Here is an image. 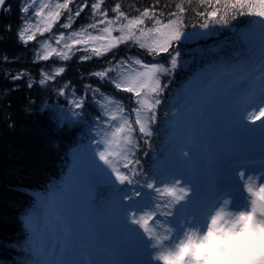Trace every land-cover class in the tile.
Masks as SVG:
<instances>
[{
	"label": "snow or ice",
	"instance_id": "6c2138e0",
	"mask_svg": "<svg viewBox=\"0 0 264 264\" xmlns=\"http://www.w3.org/2000/svg\"><path fill=\"white\" fill-rule=\"evenodd\" d=\"M18 7L28 14L17 26L18 42H36L34 48L39 44L37 61L56 57L67 62L77 52L83 53L81 61L109 53L116 57L122 45L136 47L152 60L128 56L113 64L110 58L107 67L91 73L128 94L130 103L105 96L99 119L89 125L92 134L74 149L66 178L30 193L32 203L20 217L25 238L14 245L19 255L13 264H201L194 244L206 243L229 215L230 201L217 207L218 180L230 176L234 164L254 163L250 157L258 150L264 166V0H153L133 13L105 0H27ZM85 9L88 22L73 28ZM11 11L10 0H0V15ZM57 24L70 31L54 33ZM224 29L236 33L240 51L210 60L167 96L179 66V45ZM46 33L51 35L37 41ZM64 72L65 67H58L54 74L42 73L39 85ZM33 86L30 78L27 87ZM91 91L93 99L100 93L99 88ZM69 103L68 111L53 109L54 119L69 127L85 123V101ZM165 105H171L164 113L170 163L146 169L142 157L149 154ZM235 171L250 197V210L232 222V229L241 222L264 229V180L257 183L239 167ZM84 183L106 190L99 206L80 195ZM160 216L169 227L156 224ZM201 220L207 221L203 239L195 234Z\"/></svg>",
	"mask_w": 264,
	"mask_h": 264
},
{
	"label": "trees",
	"instance_id": "16d2710c",
	"mask_svg": "<svg viewBox=\"0 0 264 264\" xmlns=\"http://www.w3.org/2000/svg\"><path fill=\"white\" fill-rule=\"evenodd\" d=\"M26 2L10 0L11 13L0 15V264H13L14 257L19 255L14 245L25 238L20 217L32 203L30 193L43 192L66 178L72 166L74 149L82 139L87 142L86 137L92 134L89 125L99 119L103 111L101 105L107 103L104 97L117 99L121 104L130 103L128 94L119 92L113 85L100 81L91 73L107 67L105 61L110 58L113 64L128 56L152 60L150 56H141L142 50L122 45L116 57L109 53L104 58L81 61L79 57L83 53L77 52L67 62L56 57L49 61H37L35 53L40 51L39 44L35 48L33 44L36 42L22 46L17 39V26L22 15H28L21 14L18 6ZM88 2L91 3V0ZM117 2L122 4L123 10L133 13L135 8L149 5L153 0H105L109 6ZM87 12L88 9H85L81 17L75 18L73 28L88 22ZM239 19L246 21L249 18ZM63 21L62 16L60 23ZM9 24L12 30L6 32L5 26ZM239 27H244V24ZM59 31L67 33L70 30L61 29L57 24L53 32ZM50 35L46 33L45 37L38 36L37 41H43ZM237 41L238 36L234 31L224 29L206 39L181 43L179 66L166 95L175 93L193 72L210 60L240 51L242 46ZM49 42L54 44L52 40ZM157 59L167 63L162 57ZM58 67H65V72L39 85L42 73L54 74ZM18 73L26 74L20 80H13L12 77ZM30 78L34 85L31 89L27 87ZM164 79L167 80V77ZM87 85H91V89L99 88L103 95L97 93L93 99L91 89L85 91ZM62 89L65 91L64 96L59 95ZM73 99L85 101L82 110L85 123L69 127L54 119L53 109L59 107L68 111L72 108L69 101ZM170 107L165 105L160 110L158 123L154 126L158 130L157 134L152 137L148 156L142 157L146 169L153 166L165 168L170 163L165 155L169 141L165 132L167 117L164 115ZM82 186L88 191V196H95L93 201L97 206L107 195L100 185L84 183ZM158 199L162 204L166 200L163 197ZM156 224L170 226L163 216L158 218ZM164 227L158 228L161 236L165 234Z\"/></svg>",
	"mask_w": 264,
	"mask_h": 264
},
{
	"label": "clouds",
	"instance_id": "9594fccd",
	"mask_svg": "<svg viewBox=\"0 0 264 264\" xmlns=\"http://www.w3.org/2000/svg\"><path fill=\"white\" fill-rule=\"evenodd\" d=\"M229 212L223 227L206 243L195 245V251L203 258L201 264H262L264 262V229H257L252 222H241L232 229V222L242 213ZM203 239L206 229L195 230Z\"/></svg>",
	"mask_w": 264,
	"mask_h": 264
},
{
	"label": "rangeland",
	"instance_id": "374dc122",
	"mask_svg": "<svg viewBox=\"0 0 264 264\" xmlns=\"http://www.w3.org/2000/svg\"><path fill=\"white\" fill-rule=\"evenodd\" d=\"M264 120V118H262ZM260 122V121H257ZM239 167L241 170L245 171V176H252L256 178L257 183L264 180V166L261 164L255 166L253 170H247L243 167H240L239 165L234 164L233 169L230 172V176L233 178V187L232 190H235V193H232L231 190H226L224 188V182L223 179L220 178L216 185V197H217V207L223 206L224 200L230 201L227 207V211L229 212H235L239 213L241 211L247 212L250 210V197L248 193L244 190L243 181L240 179L238 173L235 171V169ZM227 177V176H226ZM85 191L81 189L80 195L82 197L85 196ZM147 211V210H146ZM198 227L200 229H206L207 227V221L201 220L198 222ZM179 239V238H178ZM155 261V260H154Z\"/></svg>",
	"mask_w": 264,
	"mask_h": 264
}]
</instances>
